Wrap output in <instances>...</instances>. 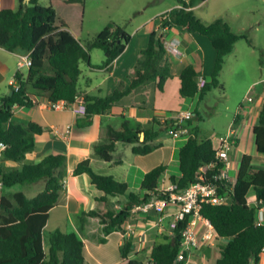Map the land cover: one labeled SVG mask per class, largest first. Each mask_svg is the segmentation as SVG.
Masks as SVG:
<instances>
[{
  "label": "trees",
  "instance_id": "1",
  "mask_svg": "<svg viewBox=\"0 0 264 264\" xmlns=\"http://www.w3.org/2000/svg\"><path fill=\"white\" fill-rule=\"evenodd\" d=\"M45 6L40 0H20L17 10L5 8L0 11V47L9 52L30 54L32 65L28 75L16 74L19 89L11 87L12 93L0 92V140L7 148L0 165V176L4 190L33 183L46 182L45 188L36 196L28 197L23 191L0 195V264H85V242L83 234L88 218H95L102 225L103 236L99 243L107 241L114 231H124L126 222L133 221V212L153 196H160L161 180L167 165L161 164L146 172L141 183L144 194L128 192L127 182L119 181L112 175L97 173L90 159L81 161L73 175L88 173L94 186L102 192L96 198L97 206L78 215V232L64 233L54 230L45 234L44 228L49 211L61 201L67 172V156L63 153L48 154L37 162L26 160L28 152L35 149V135L43 132V127L33 121H20L14 117L17 106L32 108L34 96L49 101H73L79 91L82 75L80 67L86 62L93 68H108L127 48L132 35L116 22H109L96 36L81 40V23L84 17L85 0H49ZM206 0H177V6L159 16V28L150 34L149 44L141 50L135 66V74L130 85L116 89L111 95H85L86 123L96 114L111 110L126 95L137 87L155 82L163 90L166 80L172 77L171 64L164 60L166 33L173 27H180L189 33L207 37L216 50V57L210 79L197 72L192 64L184 67L179 75L180 94L183 98L199 96L201 101L212 87L220 84L219 76L225 56L235 48V43L245 37L234 32L224 18H216L205 23L193 7ZM250 41V40H249ZM251 42V41H250ZM104 51L101 64L92 63L91 52ZM200 76L208 79L199 91L197 80ZM239 113L234 119L238 123ZM158 128H144L134 119L124 114L114 116L108 126L114 138L95 146L96 153L110 160L118 141L134 144L136 154H147L160 145H152L160 131ZM255 145L259 154L264 155V103L258 124L253 129ZM144 133V139H141ZM191 136L178 150L179 175H173L171 182L177 184L176 191H182L198 180L200 168L214 163L208 168L204 181L219 173L224 163L216 159L215 144L211 137L201 139L199 128L191 130ZM19 166L5 170V161ZM254 190L256 203H250L248 193ZM3 191V190H2ZM228 192L230 202L226 204L202 203L200 214L208 219L219 238H227L222 246L221 257L215 264H259L264 252V219L259 220V211L264 207V168L255 169L253 156L243 154L238 173L231 189L220 188L219 193ZM125 195L127 200L121 208L110 207L108 196ZM180 222L172 236L167 233L164 241L151 248L150 264H174L181 248ZM49 247L48 252L45 246ZM134 248L132 237L124 238L121 255L128 264H145L130 259ZM186 260L177 264H186Z\"/></svg>",
  "mask_w": 264,
  "mask_h": 264
},
{
  "label": "crops",
  "instance_id": "2",
  "mask_svg": "<svg viewBox=\"0 0 264 264\" xmlns=\"http://www.w3.org/2000/svg\"><path fill=\"white\" fill-rule=\"evenodd\" d=\"M25 1L28 2V0ZM43 2H45L43 5L48 6L50 1L40 0L41 4ZM222 3L216 0L213 2L206 0L196 4L193 9L203 22L210 23L216 19L215 15L217 10L222 8ZM177 5V3L167 5L155 12L148 19L140 21L131 31L127 29L132 35L131 42L128 44L126 50L108 68H97L99 71H102V77L96 76L91 71L84 73V69L80 65L82 69L81 77L85 78V84L81 85L79 83L78 93L83 96L88 94L107 96L111 95L116 89L128 87L135 74V66L141 55V50L148 46L151 32L159 28V16ZM19 6L20 0H0V11L5 8L17 10ZM212 17L214 18L209 20ZM226 21L230 24L232 30L236 32L233 24L228 20ZM142 31L143 34L137 37ZM199 35L198 33H189L180 27L169 29L164 41L166 47L164 60L171 64L172 77L166 80L163 90L158 89L155 82L141 85L124 96L108 112L94 115L89 124L86 123L85 114L70 110H52L47 107L48 99L39 96H34L37 102L32 108L15 107L14 117L16 119L20 121H33L43 127V132L35 135V149L28 152L26 157L28 162H37L44 156L52 153H63L67 156L68 175L61 193V201L49 211V218L44 228L45 234L54 230H60L64 233L78 232L79 213L96 208V198L102 195V192L94 186L88 173L73 175L74 169L85 159H90V164L97 173L112 175L119 181L127 182L128 192L139 193L141 195L144 194L141 183L146 172L158 165L164 164L167 165L165 173L169 174L168 165L174 159L176 152L178 153L181 146L179 142L181 140L184 141L182 138L175 139L165 132H160L151 144L161 145L144 155L133 152L132 148L134 144L118 141L116 143V150L112 153L110 160L100 157L95 151V146L114 138V133L108 126V122L113 121L116 115L124 114L140 123L144 128L154 127L156 129L158 128L157 123H160L162 118L169 117L174 113L169 110L172 107V100L176 101L177 107L181 103L185 104L186 101L184 99L187 98H183L180 94L179 79V75L184 67L192 64L198 73L207 78L208 73L211 75L214 68L216 50L210 40L208 42L204 41ZM135 43L138 44L133 47ZM21 55L24 54L9 52L0 47L1 94L11 92L10 90L13 81L16 80L17 73H20L23 77L28 75L29 68L24 71V67H18V58ZM93 55L94 52L92 51L91 59L94 64H101L105 59L103 58L101 62H94ZM87 66L89 65L87 64ZM89 68L91 70L96 69L90 66ZM258 81V79L252 80L248 85V89L250 87L252 89L255 88ZM171 87L175 89L174 93L177 95L168 94V89L170 90ZM263 92L264 85L256 89V93H258L256 98L252 97L253 100H250L253 104H241V108H237L233 117L234 123L236 115L238 113L240 115L238 123L233 127L238 138L237 144L230 154V157H232L231 170L235 171L234 175L231 174L233 179L237 176L239 162L243 154H251L253 156V166L255 169L264 168V155L259 154L257 151L253 132L254 126L258 124L259 113L264 103ZM230 123L226 133L216 135L214 133L202 134L200 128L197 126L199 128V137L201 139L211 137L216 145L218 142L217 137L229 132L233 124L232 121ZM67 125L72 126L71 132L68 135H64L62 132ZM183 125L188 126L190 130L195 128L192 124H189L188 120L184 121ZM4 166L5 170H8L19 166V164L7 160ZM45 184L44 180H40L18 185L22 188L17 191H23L28 197H34L45 188ZM162 187L164 186L161 185ZM108 199L111 208L119 209L127 200V197L125 195L108 196ZM248 200L250 203H256L254 190H250L248 193ZM261 209L264 214V207ZM174 211L175 206H169L160 225L157 222L158 216L154 212H151L149 215L142 212L137 213L136 218L130 221L133 225V231L130 234H132L131 237L134 240V248L129 254L130 259L145 263L142 261V256L147 253L149 255L148 264L151 263V248L153 245L164 241L165 228L171 213ZM51 225H53V228L47 232V229ZM102 236V225L97 219L88 218L86 230L83 234L85 264H128L122 257L120 249L125 238L123 232L114 231L107 236L106 242L99 243V239ZM224 239L226 244L228 239ZM45 249L48 252V245L45 246ZM186 264H210V260L202 251H198L193 252ZM259 264H264V252L261 254Z\"/></svg>",
  "mask_w": 264,
  "mask_h": 264
},
{
  "label": "rangeland",
  "instance_id": "3",
  "mask_svg": "<svg viewBox=\"0 0 264 264\" xmlns=\"http://www.w3.org/2000/svg\"><path fill=\"white\" fill-rule=\"evenodd\" d=\"M85 1L84 17L81 23V34L79 35L81 40L93 38L111 21L131 31L136 24L148 19L158 10L167 5L177 3V0ZM211 1L213 2L214 0ZM216 1L223 3L222 8L217 10L215 18L221 17L230 21L236 32L245 35V37L240 38L235 43L233 52L225 56L224 66L219 76L220 84L217 87H212L201 101L199 100V96H195L184 99L186 101L185 104L181 103L177 107L176 101L172 100V107L169 109L172 112H176L175 110L180 108L195 113V116L191 120H188L189 124H192L194 127L198 126L202 134L214 133L215 135L227 132L231 124L230 122L232 121L233 123V117L237 108H241V104H253L251 101L258 94L256 93V89L264 85V0ZM42 4H45V2ZM141 34H143V31L137 37ZM199 37L204 39V41H209L205 36L199 35ZM136 44L138 43H135L133 47ZM92 51L94 52V62H101L105 58L103 50L94 49ZM18 59L20 60V57ZM81 67L84 69V73L91 71L96 76L102 77V71H99L97 68L91 70L86 62H82ZM27 68L24 67L23 70L26 71ZM207 76L210 79L209 73ZM84 79V77H81L79 82L81 85L85 84ZM254 79L259 80L256 87L248 89L249 83ZM168 91L169 95H177L174 93L175 89L173 87L170 90L168 89ZM250 99L252 100L250 101ZM231 127H234V123ZM183 140L185 141V139ZM181 141L179 145L182 146L184 141ZM230 161H232V157H230ZM178 163V153L176 152L174 159L168 165L169 174L164 173L161 185L168 187L171 183V177L179 174ZM231 169L230 172L234 175L235 171ZM21 188V186H16L7 190L3 189L1 194L11 195ZM52 228L53 225L47 229V232ZM225 242L224 238H218L215 245L212 246H206L201 243L194 252L202 251L209 258L210 264H215L217 259L221 257V249ZM145 254L142 256V261L148 264L149 255Z\"/></svg>",
  "mask_w": 264,
  "mask_h": 264
},
{
  "label": "built area",
  "instance_id": "4",
  "mask_svg": "<svg viewBox=\"0 0 264 264\" xmlns=\"http://www.w3.org/2000/svg\"><path fill=\"white\" fill-rule=\"evenodd\" d=\"M32 65V58L30 54H24L20 56L18 61V67H30ZM207 78L200 76L197 80L198 90L200 91L206 82ZM12 86L18 90V81L14 80ZM85 96L80 93L75 95L73 101L58 100L47 102V107L52 110H70L77 113H86V101ZM252 100V99H250ZM34 103L37 102L33 99ZM194 113L187 110H178L171 116L162 118L160 120V132H165L172 138H182L187 140L191 136V130L188 126L183 125L184 121L192 119ZM71 125H67L62 134L68 135L71 132ZM237 134L233 130V127L225 135L217 137V144L214 146L216 151V159L224 163L222 170L219 173H215L208 177L207 181H204V176L207 174L208 168L213 167L214 163L200 168L198 174V180L182 191H176L177 184L170 183L168 187L160 188V196H153L149 200L140 205H136L133 208V212L146 213L149 215L154 212L158 216V224L162 223V220L167 213L169 206H175V211L171 213L169 221L167 222L165 232L172 236L175 229L180 222H184V227L180 233L182 236L181 248L178 256L175 259L174 264L180 261H188L194 250L198 249L201 243L206 246L215 245L217 240V234L213 229L211 222L204 218L200 214L202 203L212 204H226L230 202V196L228 192L224 194L219 193V189L222 187L225 189H231V184L234 179L230 173L231 161L230 154L237 144ZM7 145L0 140V165L4 158V153ZM4 188V181L0 176V195ZM264 219L263 210L259 211V220ZM161 227V226H160ZM162 229V228H161ZM133 231V225L130 221L126 222L124 226V237L129 238Z\"/></svg>",
  "mask_w": 264,
  "mask_h": 264
},
{
  "label": "water",
  "instance_id": "5",
  "mask_svg": "<svg viewBox=\"0 0 264 264\" xmlns=\"http://www.w3.org/2000/svg\"><path fill=\"white\" fill-rule=\"evenodd\" d=\"M28 1H29V0H28ZM161 32H162V28H158V29H157V36H159V35L161 34ZM10 93H12V91H11ZM141 139H142V140L144 139V133H141Z\"/></svg>",
  "mask_w": 264,
  "mask_h": 264
}]
</instances>
